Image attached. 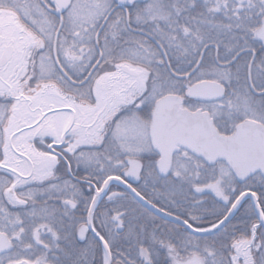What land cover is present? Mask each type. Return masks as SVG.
<instances>
[{"label":"snow or ice","instance_id":"snow-or-ice-1","mask_svg":"<svg viewBox=\"0 0 264 264\" xmlns=\"http://www.w3.org/2000/svg\"><path fill=\"white\" fill-rule=\"evenodd\" d=\"M0 264H264V0H0Z\"/></svg>","mask_w":264,"mask_h":264}]
</instances>
